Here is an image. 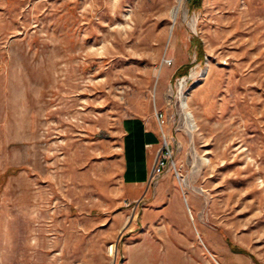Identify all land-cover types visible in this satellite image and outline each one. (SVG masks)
Listing matches in <instances>:
<instances>
[{"label":"rangeland","instance_id":"rangeland-1","mask_svg":"<svg viewBox=\"0 0 264 264\" xmlns=\"http://www.w3.org/2000/svg\"><path fill=\"white\" fill-rule=\"evenodd\" d=\"M0 264H264V0H0Z\"/></svg>","mask_w":264,"mask_h":264},{"label":"crops","instance_id":"crops-1","mask_svg":"<svg viewBox=\"0 0 264 264\" xmlns=\"http://www.w3.org/2000/svg\"><path fill=\"white\" fill-rule=\"evenodd\" d=\"M121 131V178L129 188L131 201H136L147 196L153 184L151 167L160 147V130L154 117L132 114L122 120Z\"/></svg>","mask_w":264,"mask_h":264},{"label":"built area","instance_id":"built-area-1","mask_svg":"<svg viewBox=\"0 0 264 264\" xmlns=\"http://www.w3.org/2000/svg\"><path fill=\"white\" fill-rule=\"evenodd\" d=\"M162 145L159 147L157 157L152 165V171L150 180H155L165 171L166 165L169 164V160L172 158V149L169 146V141L164 137Z\"/></svg>","mask_w":264,"mask_h":264},{"label":"trees","instance_id":"trees-1","mask_svg":"<svg viewBox=\"0 0 264 264\" xmlns=\"http://www.w3.org/2000/svg\"><path fill=\"white\" fill-rule=\"evenodd\" d=\"M200 1L201 0H192V2H194V3L198 4V5L200 4Z\"/></svg>","mask_w":264,"mask_h":264}]
</instances>
